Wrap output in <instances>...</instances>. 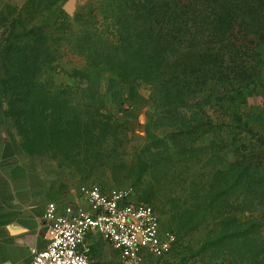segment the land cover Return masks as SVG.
Instances as JSON below:
<instances>
[{
	"label": "rangeland",
	"instance_id": "374dc122",
	"mask_svg": "<svg viewBox=\"0 0 264 264\" xmlns=\"http://www.w3.org/2000/svg\"><path fill=\"white\" fill-rule=\"evenodd\" d=\"M134 1L77 0L70 16L67 0H0V95L7 108L12 93L38 91L22 100L38 121L31 152L18 136L25 160L75 192L82 184L132 187L177 237L158 264H264V194L252 182L264 162V74L239 119L223 93L160 108L164 91L124 79L120 67ZM258 50L264 59V43ZM45 106L62 125H41ZM234 215L254 220L250 247ZM236 229L242 234L233 243L215 241ZM91 239L96 264H120L99 235Z\"/></svg>",
	"mask_w": 264,
	"mask_h": 264
},
{
	"label": "trees",
	"instance_id": "16d2710c",
	"mask_svg": "<svg viewBox=\"0 0 264 264\" xmlns=\"http://www.w3.org/2000/svg\"><path fill=\"white\" fill-rule=\"evenodd\" d=\"M132 3L134 7L127 17H132L133 32L119 47L127 52V58L119 59L124 79L160 87L164 91L160 108L223 93L230 101L233 116L239 119L246 99L256 95L263 84L264 59L258 49L264 43V0H136ZM37 94V89L32 88L16 91L7 104L8 117L22 138L21 145L29 152L38 121L34 118L35 107L24 108L22 100H32ZM41 94L45 102L51 100L46 91ZM53 107L45 106L40 121L43 127L62 121L50 114ZM72 108L76 111L78 107ZM257 162L255 172L260 180L252 181L256 185L253 188L264 194V162ZM244 174L247 175L245 168L238 176L233 175L234 186ZM231 217L235 226L243 228V235L246 234L243 240L250 247L254 242L251 228L254 220ZM242 231L236 229L227 236H217L215 241L230 239L233 243Z\"/></svg>",
	"mask_w": 264,
	"mask_h": 264
},
{
	"label": "built area",
	"instance_id": "2783aa9c",
	"mask_svg": "<svg viewBox=\"0 0 264 264\" xmlns=\"http://www.w3.org/2000/svg\"><path fill=\"white\" fill-rule=\"evenodd\" d=\"M79 194L63 213L57 203L48 204L45 220L52 237L44 249L33 251L30 264H96L93 234L118 252L120 264H158L173 251L176 235L163 231L155 208L135 200L132 187L82 184Z\"/></svg>",
	"mask_w": 264,
	"mask_h": 264
},
{
	"label": "crops",
	"instance_id": "0c3cea01",
	"mask_svg": "<svg viewBox=\"0 0 264 264\" xmlns=\"http://www.w3.org/2000/svg\"><path fill=\"white\" fill-rule=\"evenodd\" d=\"M79 195V189L27 163L0 95V264H30L33 251L44 249L52 237L45 220L48 204L57 203L63 213Z\"/></svg>",
	"mask_w": 264,
	"mask_h": 264
},
{
	"label": "water",
	"instance_id": "95a60500",
	"mask_svg": "<svg viewBox=\"0 0 264 264\" xmlns=\"http://www.w3.org/2000/svg\"><path fill=\"white\" fill-rule=\"evenodd\" d=\"M76 4L77 0H67L63 6V9L68 15L73 16L76 11Z\"/></svg>",
	"mask_w": 264,
	"mask_h": 264
}]
</instances>
